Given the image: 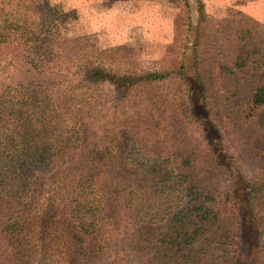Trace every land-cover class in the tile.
<instances>
[{
  "label": "trees",
  "instance_id": "16d2710c",
  "mask_svg": "<svg viewBox=\"0 0 264 264\" xmlns=\"http://www.w3.org/2000/svg\"><path fill=\"white\" fill-rule=\"evenodd\" d=\"M238 13L228 42L210 38L218 28L201 19L192 52L183 49L171 69L120 72L100 63L98 55H78L71 39L57 35L58 16L49 0H0V49L11 47L18 62L12 81L0 83V232L23 244L34 228L30 208L42 197L34 234L42 239L51 223L65 225L80 260L95 255L104 216L119 211L141 250L193 258L197 246L207 250L226 215L244 217L241 196L248 207L259 203L264 180L247 183L242 173L234 176L233 166L207 145L209 172L224 176L220 187V180L213 183L199 172L195 148L140 145L135 136L145 117L152 127L154 120L167 119L163 113L175 125L187 121L205 133L213 128L209 119L221 123L222 112H229L219 101L237 99L239 84L246 95L237 103L238 117L249 123L264 110L263 45L254 33L256 22ZM212 43L216 56L207 48ZM229 78L231 86L225 85ZM165 82L173 85L170 99L158 91ZM105 83L123 112L128 107L131 113L124 112L118 129L116 105L111 127L100 132L98 95L91 90ZM258 252L262 258L264 246Z\"/></svg>",
  "mask_w": 264,
  "mask_h": 264
},
{
  "label": "rangeland",
  "instance_id": "374dc122",
  "mask_svg": "<svg viewBox=\"0 0 264 264\" xmlns=\"http://www.w3.org/2000/svg\"><path fill=\"white\" fill-rule=\"evenodd\" d=\"M49 3L57 12L56 33L61 39H71L78 55L93 59L98 55L100 63L120 72L171 69L181 59L183 49L192 52L197 42L196 25L201 19L208 21L210 29L218 28L210 38L217 35L220 41L228 42L232 26L238 24L241 18L238 11L256 22L254 33L264 49V0H49ZM190 24L191 28L188 27ZM201 27H204V23ZM208 46L209 52L216 56L215 44ZM12 55L11 47L0 49V83L12 81L18 64L16 59H11ZM233 81L234 78L226 79L225 85L231 86ZM239 85L241 88L237 99L219 101L229 112H222L221 123L209 119L208 125H213V128L205 133L187 121L184 125H175L172 117L163 113L162 117L167 119L154 120L152 127L147 124L149 118L145 117L146 123L139 125L135 136L141 140L140 145L195 148L199 154V172L204 177L212 178L213 183L220 180L219 186L225 184L224 176L209 172L210 157L207 158L206 153L210 149L207 145H214L218 150L219 161L233 166L230 170L234 176L242 173L247 183L251 180L263 182L264 110L249 123L238 117L237 103L246 95V88ZM172 88V83L165 82L158 87V91L170 99ZM91 92L98 95L100 119L97 125L100 132L111 127L116 105V124L118 129H122L123 125L119 122L122 115L126 116L124 112L129 111L128 107L123 112L122 105L113 100L112 88L106 83L93 86ZM143 107L142 104V113ZM130 113L131 110L128 115ZM224 123L227 124L224 126ZM212 169L218 171L216 167ZM34 202L35 206L30 208L32 211H28L31 214L28 221L34 228L29 230L30 237L23 244L16 246L5 233L0 232V264H222L229 257L232 264H264V255L258 257L259 249L264 246V197L259 203L248 207L246 196H241L240 213L245 216L235 218L226 215L215 229V239L205 247L207 250H199L197 246L192 253L193 258L180 252L160 258L154 247L141 250L133 238L134 229L122 218L123 211H119L115 215L107 213L104 216L95 240V255L80 260L75 254L79 247L73 246L71 238H67L70 232L65 225L51 223L42 239L34 234L39 225L34 216L39 215L43 198ZM114 216L120 222L114 223ZM57 218L54 217L55 220ZM83 244L87 243L82 241L80 245ZM228 252L231 254L228 255Z\"/></svg>",
  "mask_w": 264,
  "mask_h": 264
}]
</instances>
